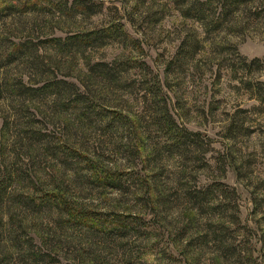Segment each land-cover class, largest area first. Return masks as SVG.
Instances as JSON below:
<instances>
[{"label": "rangeland", "instance_id": "1", "mask_svg": "<svg viewBox=\"0 0 264 264\" xmlns=\"http://www.w3.org/2000/svg\"><path fill=\"white\" fill-rule=\"evenodd\" d=\"M182 1L0 0V264H264V0L208 33Z\"/></svg>", "mask_w": 264, "mask_h": 264}, {"label": "trees", "instance_id": "2", "mask_svg": "<svg viewBox=\"0 0 264 264\" xmlns=\"http://www.w3.org/2000/svg\"><path fill=\"white\" fill-rule=\"evenodd\" d=\"M255 1H258V0H184L181 3L177 2V4L179 3L182 4V8L180 12H181V16L184 19L191 20L193 22H198L201 25V27H203L205 31L208 33V30H206L207 27L211 29L215 28V31L220 30L224 24L228 23L229 20L232 19L233 15H235L236 12L240 11L241 8H246L247 6L251 5ZM75 3H82V2H75ZM88 9L89 8L86 7V11ZM90 13H92V11ZM188 31L189 33L185 34L184 38L180 42V45L178 46L175 59L171 60L167 65L166 71H167L168 76L174 75L175 74L174 72L176 71L175 68L183 67L184 64L194 59L195 56L198 53H200L203 49V38H200V36L197 35L194 29H190ZM231 48L235 50V47L231 46ZM253 63H256V61H254ZM58 84H59L58 82L56 83L54 82L51 85H53L52 87L57 88L56 86H58ZM70 86L72 88L70 91V94L74 96L73 101L75 103L85 102V99H86L84 98L85 93L83 92L80 93L79 88L75 84H72ZM60 88H57V89L62 90ZM155 90H156L154 92L155 95L157 93H160V91L162 90L159 83H156ZM250 90L256 92L258 95L257 96L258 101H260L261 103H264V84L263 83H258L256 84L255 87L252 86ZM150 91L152 93L153 89H150ZM163 108H164L162 109L163 111H161V108L159 109V112L161 113L159 114L160 118H157V124L160 127V129L164 132V134L169 138V140L174 142V146L178 144L181 145L182 143H180L179 141L182 139H185L186 137H190V136L193 137V135L190 132H187L184 129L178 128L174 120L172 119V117L169 115L167 108L166 107H163ZM195 136L196 138H198V134ZM227 189L224 190L222 185L214 184L212 186L207 187L206 189H204L203 193H199V194H202L204 196L203 198L204 200L209 196H215V190L219 191L222 195L226 196L228 193ZM200 191H203V190H200ZM6 196H8L6 183L1 182L0 183V206L3 204ZM51 198H50L51 201L57 204V207L59 208V210L61 209L60 211L62 213H65V214L70 213L66 207V204L63 203L61 198L56 197V196H51ZM47 201L45 203H48ZM59 201H61L62 204H60ZM109 234L110 233L106 235L107 238H110Z\"/></svg>", "mask_w": 264, "mask_h": 264}]
</instances>
